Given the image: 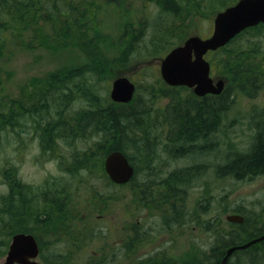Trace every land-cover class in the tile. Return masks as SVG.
I'll use <instances>...</instances> for the list:
<instances>
[{"label":"trees","instance_id":"trees-1","mask_svg":"<svg viewBox=\"0 0 264 264\" xmlns=\"http://www.w3.org/2000/svg\"><path fill=\"white\" fill-rule=\"evenodd\" d=\"M232 1L0 0V58L10 56L9 53L20 45L31 51L73 48L77 49L84 58L83 63L74 70L64 69L58 71L56 76L47 73L43 78H33L30 88L29 84L20 86L21 92L17 97L4 94L5 89L2 87L3 82L0 77V131L11 128L14 132L15 128L20 126L21 120L30 119L33 132L38 136L41 151L52 155L54 160H59L55 151L58 139L62 138L70 143L91 135L100 136L105 139L102 144L98 143L96 147L91 145L83 152L75 151L72 154L74 155L72 169H84L87 172L99 170L104 177L103 161L108 153L119 151L134 165L128 156L127 149L136 150L138 156H142L141 159L149 161L155 145V141L152 140L156 135L158 136V131L161 135L165 128L168 129L166 138L172 141L174 146L192 144L196 141L205 142L209 138L211 128L216 125L219 116L224 112L225 106L229 107L232 101L229 94V87L234 82L232 80L239 79L240 74L246 69L250 75L255 74L250 63H241L236 57L238 46L234 45L241 35L252 31V28L211 53V55L217 53L215 55L217 63L209 59L211 68L217 67L218 70L220 67L223 68L221 74L225 75L228 81L227 88L219 95L193 98V94L190 96L186 94L182 98V93H187L188 88L169 87L160 78H156L152 81V87L147 86V90L151 93L150 100L155 106L153 108L150 107V103H146V100L142 98L136 100L134 97L136 90L141 88L140 85L136 86L135 94L129 103L116 104L109 101L102 104L104 101L88 84L93 87V75L97 76L95 79L97 81L108 79L115 75L116 68L123 67L133 60L164 56L192 36L190 28L193 25L206 19L211 13L222 10ZM132 10L135 12L133 13ZM111 12L118 13L120 23V32L116 39L107 35L103 28ZM2 73L3 68L0 65V75ZM70 73L73 76L69 75ZM251 77L246 78V81L252 83ZM31 87L33 90L27 92V89ZM76 92L89 106L82 112L68 111L70 104L79 97ZM166 97L170 101L161 109L164 110L163 116L158 118L156 104L161 98ZM50 111L57 115V119L45 122V118L52 116ZM90 161L91 168H89ZM59 164L66 169V160L59 161ZM4 168L5 171L0 169V180L3 182L0 185H4L7 190L6 196L2 198V195L0 196L1 256L8 247L9 240L6 239L10 236L16 233H30L35 236L45 234L48 226L53 224L52 219H49L51 209H55V204L59 203L55 196L49 199L39 194L43 196L40 200L41 206L38 207L37 204L33 206V200L26 198V189L30 187L21 182L13 166ZM221 171L234 178H238L239 175H257L264 172V125L256 137L253 152L243 156L241 162L233 160ZM195 172L193 171L194 174ZM77 173L76 171L75 174ZM135 174L134 168V176ZM179 176L181 174L175 175L176 181L179 180ZM133 178L129 182L131 187ZM172 180L175 178H171ZM107 182L110 183L109 180ZM184 183L186 184L187 181L182 183L183 186ZM181 190L182 188L178 186L177 190L175 186L174 191L163 195L169 198L163 197L162 201L169 203L172 195H175L179 202ZM138 192L139 190L134 187V199L140 201ZM31 205L32 209L25 208ZM180 205L179 202L178 206ZM168 212L165 213L167 220L172 223L174 211L171 209ZM257 222V220L252 221V225L246 232L248 222L244 218L242 224H234L238 231H227L222 235L216 220H212L208 226L218 236L216 244L210 249V258L205 264H221L225 255L224 246H239L259 237L264 232V218ZM227 224L232 225L228 222ZM243 234L249 235L248 238L244 239V236L241 239L238 238V235ZM258 246L264 247V241L250 245L246 249H237L232 256L238 257L237 264H256V259L251 258L249 252ZM39 247L43 264H61L58 261L49 263L45 258L44 243ZM225 264H230L229 257ZM257 264H264V262Z\"/></svg>","mask_w":264,"mask_h":264},{"label":"rangeland","instance_id":"rangeland-1","mask_svg":"<svg viewBox=\"0 0 264 264\" xmlns=\"http://www.w3.org/2000/svg\"><path fill=\"white\" fill-rule=\"evenodd\" d=\"M235 1L233 0L231 3ZM228 5L230 4L227 3L224 7ZM216 13H211L206 19H202L193 25L190 28V34L202 38L208 37L212 32L213 18ZM117 15V12H111L103 26L104 32L112 39H116L120 32ZM235 44L238 46L235 53L236 57L241 63H250L255 74H258V78L254 82L257 89H252L251 83L246 81V78L255 75H250L248 69L240 74L239 79L232 80L234 82L229 87L232 101L229 103V107L225 106L216 125L211 128L210 134L208 132L209 138L203 143L196 141L192 144L174 146L173 142L166 138L168 129L165 128L161 135L158 131V136L156 135L152 140L155 141V145L149 161L141 159L142 156H138L136 150L127 149L128 156L136 169L132 187L130 186V207L126 206V208H130L129 210H122L124 202L129 198L118 193L119 188L110 187L99 170L98 172L89 170L87 172L84 169H72L74 165V155L72 154L75 151L83 152L91 145L94 147L95 145L98 146V143L102 144L105 139L100 138V136L91 135L70 143L67 141L66 143L62 138L58 139L55 151L59 160H54L52 155L44 154L41 151L38 136L33 132L30 119L26 118L20 121V126L16 127L14 132L11 128L0 131V169L5 171V166H13L21 182L30 187L26 189V198L32 199L33 206L37 204L38 207L41 206L40 200L43 196L49 198L50 192H55L61 188L69 190L72 185L75 186L74 179L79 178V176L87 178L83 180V185L78 189L77 194H73L78 198L77 206H71L70 202L73 200V196L69 191L67 193V209L76 210L75 213L78 214V218L84 215L90 218L89 220L82 217L83 219L79 224L86 225L93 220L95 224H109L111 217H114L115 224H117L118 221L120 223L123 221L122 217L128 215L131 223L136 224L137 219L140 218L141 223L158 225V264L207 263V259L210 258V249L216 244L218 236L208 226L212 220H216V224L223 235L227 231H238L234 224L225 223V217L229 214H242L246 218L248 222L246 232L252 225V221L257 220L259 223L264 218V172L257 175H239L238 178H234L221 171L233 160L241 162L243 156L253 152L256 137L264 125V27L257 31L245 32L240 39L235 41ZM20 46L13 52L11 51L10 56L0 58V65L3 68L0 77L6 96L17 97L21 92L20 86L29 84L30 88V85L33 84L31 83L33 78H43L47 73L56 76L58 71L74 70L84 61L82 54L73 48L55 51L43 49L31 51ZM216 54L211 55L210 53L208 59L217 63ZM162 58L163 55L158 58L133 60L123 67L116 68L115 75L112 77L105 76L108 79L97 81L95 80L97 76L93 75V87L87 84L104 101L102 104H106L111 101L109 91L112 81L119 76H126L131 82L141 86L140 89L138 88L139 90H136L134 96L136 100L142 98L146 100V103H150V107L153 108L155 106L150 100L151 93L147 90V86L152 87L151 84L154 79H161L160 62ZM222 71L223 68L221 67L220 70L217 67L212 69V78H226L225 75L221 74ZM30 90L33 88L27 89V92ZM182 94V98L186 94L190 96L192 90L188 89L187 93ZM78 96L70 104L68 111L82 112L86 107L88 109V103L79 94ZM169 101L170 99L167 97L161 98L156 104L158 118L163 116L164 110L161 109ZM50 112L52 113L51 119L45 118V122L57 119V115L55 116L53 111ZM63 160H66V169L59 164V161ZM68 167L69 169H67ZM91 167L92 162L90 161L89 168ZM76 171L77 174H75ZM193 171H196L195 174ZM179 174L181 176L176 181L175 175ZM241 176H243L242 179H240ZM171 178H175V180L171 181ZM185 181L187 183H184L183 186L182 183ZM76 182L78 183V180ZM0 183L3 182L0 180ZM175 186L177 190L178 186L182 188L181 196H179L181 205L178 206L177 210L175 209V213L173 212L172 218L174 219L171 223L165 214L169 213L167 210H170L165 206L168 203L162 202L164 208L162 209L157 206L159 200L155 201L154 199L169 198V196L163 195L168 194L169 191H174ZM134 187L139 190L138 194L141 198L150 197L152 199L150 201L157 203V207L151 212L143 209L139 200L134 199ZM142 191L143 193H141ZM111 192H114L115 195L111 199L105 198V201L110 204L108 205L110 211H101L96 206L97 202L102 203L104 194ZM6 193V187L0 185L1 198L6 196ZM25 208L32 209V205L25 206ZM99 213L103 215V218L96 221L95 215ZM248 236L243 234L238 235V238L247 239ZM10 239L11 236L6 240L10 242ZM228 247L224 246L225 250ZM88 249L90 250V248ZM59 250V248L51 247L53 252ZM6 251L4 255H0V264L4 261ZM86 252L87 250H83L80 257L84 256ZM249 253L251 258L256 259L257 263L264 262L263 246L253 248ZM36 259L39 264H43L40 257ZM76 261L80 262V260ZM229 263L237 264L238 257L231 256Z\"/></svg>","mask_w":264,"mask_h":264},{"label":"flooded vegetation","instance_id":"flooded-vegetation-1","mask_svg":"<svg viewBox=\"0 0 264 264\" xmlns=\"http://www.w3.org/2000/svg\"><path fill=\"white\" fill-rule=\"evenodd\" d=\"M262 25L260 24L252 28V31H257L262 28ZM257 76L255 74L251 77L253 79L251 83L252 89H257L254 83ZM218 78L222 79L221 77ZM223 78L226 88L228 81L225 77ZM194 97L197 96L193 94ZM76 180H78V183ZM83 180V178L74 179L75 186L72 185V188L69 190L61 188L49 194L50 198L55 196L59 202L55 204V209H51L52 212L49 216L53 224L48 226L45 234L35 236L38 245L44 243L47 261L49 263L58 261L61 264H158V225L141 223L140 218L137 219L136 224H132L129 215L122 217L123 221L121 223L118 221L117 224H115L114 217H111L109 224H95L93 219V222H89L86 225L79 224L83 218L89 220L90 218L87 215L82 216L83 218H78V214L75 213L76 210L67 209V193L69 191L72 196L73 194L76 195L78 189L83 185ZM108 184H110V187L119 188L118 193L129 198L124 202L122 207L123 211L129 210L130 208H126V206L130 207L131 189L129 182L122 185ZM114 195V192L104 194L101 200L102 203L98 201L96 206L101 211H110L108 209V205L110 204L108 201H105V198L111 199ZM73 200L70 202L71 206H77L79 202L78 198L73 196ZM141 200L139 201L140 206L150 212L157 206L164 209L162 207L163 201L160 198H158L157 206V203L150 201V197H145V200H142V202ZM178 205L177 196L172 195L170 202L165 206L167 209H170L167 211H171L172 209L175 213ZM100 218H103L102 214L95 215L96 221ZM244 218L242 223L244 222ZM225 223H227V220ZM51 247L59 248L60 250L53 252L51 251ZM83 250H87V252L84 256L80 257ZM76 260H80V262Z\"/></svg>","mask_w":264,"mask_h":264},{"label":"water","instance_id":"water-1","mask_svg":"<svg viewBox=\"0 0 264 264\" xmlns=\"http://www.w3.org/2000/svg\"><path fill=\"white\" fill-rule=\"evenodd\" d=\"M264 23V0H239L235 5L218 12L213 18L212 33L207 38L193 35L182 44L172 48L160 62V76L169 86L191 88L197 96L219 94L223 81L215 84L209 77V63L204 59L208 51H215L226 45L237 34L249 27ZM135 87L126 77H118L111 84L110 98L116 103L131 100ZM104 169L115 183L123 184L133 176V167L126 156L119 151L109 153L104 160ZM229 222L241 223V216L230 215ZM264 240V234L239 246L227 250L221 264L234 250L245 249ZM39 248L31 234L18 233L12 236L2 264H38Z\"/></svg>","mask_w":264,"mask_h":264}]
</instances>
